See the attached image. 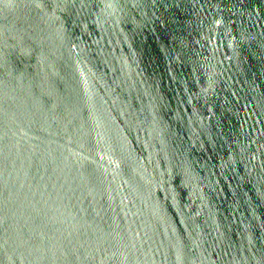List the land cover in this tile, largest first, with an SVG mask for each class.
I'll return each mask as SVG.
<instances>
[{"label":"water","instance_id":"1","mask_svg":"<svg viewBox=\"0 0 264 264\" xmlns=\"http://www.w3.org/2000/svg\"><path fill=\"white\" fill-rule=\"evenodd\" d=\"M0 264H264V0H0Z\"/></svg>","mask_w":264,"mask_h":264}]
</instances>
